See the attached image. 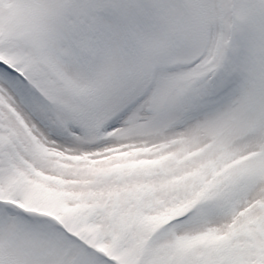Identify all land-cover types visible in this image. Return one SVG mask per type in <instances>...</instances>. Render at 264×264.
Segmentation results:
<instances>
[{
  "label": "snow or ice",
  "instance_id": "obj_1",
  "mask_svg": "<svg viewBox=\"0 0 264 264\" xmlns=\"http://www.w3.org/2000/svg\"><path fill=\"white\" fill-rule=\"evenodd\" d=\"M0 264H264V0H0Z\"/></svg>",
  "mask_w": 264,
  "mask_h": 264
}]
</instances>
